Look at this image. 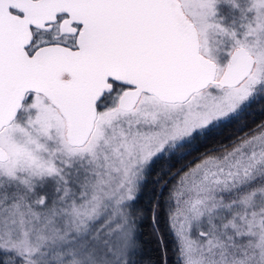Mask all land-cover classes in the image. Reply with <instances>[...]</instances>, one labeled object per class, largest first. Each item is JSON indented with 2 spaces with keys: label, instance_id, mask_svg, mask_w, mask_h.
I'll return each instance as SVG.
<instances>
[{
  "label": "snow or ice",
  "instance_id": "snow-or-ice-1",
  "mask_svg": "<svg viewBox=\"0 0 264 264\" xmlns=\"http://www.w3.org/2000/svg\"><path fill=\"white\" fill-rule=\"evenodd\" d=\"M146 234L264 264V0H0V264H147Z\"/></svg>",
  "mask_w": 264,
  "mask_h": 264
},
{
  "label": "trees",
  "instance_id": "trees-1",
  "mask_svg": "<svg viewBox=\"0 0 264 264\" xmlns=\"http://www.w3.org/2000/svg\"><path fill=\"white\" fill-rule=\"evenodd\" d=\"M259 119V116H257ZM146 247H145V260L147 264H161V253L157 247L155 241L149 236L145 235ZM173 244L171 241L168 243V264H175V254L173 251Z\"/></svg>",
  "mask_w": 264,
  "mask_h": 264
}]
</instances>
